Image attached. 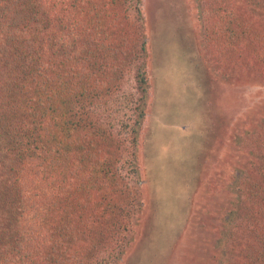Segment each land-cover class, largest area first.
Returning <instances> with one entry per match:
<instances>
[{"label":"rangeland","instance_id":"rangeland-1","mask_svg":"<svg viewBox=\"0 0 264 264\" xmlns=\"http://www.w3.org/2000/svg\"><path fill=\"white\" fill-rule=\"evenodd\" d=\"M120 1L119 19L113 20L112 27L117 32L123 23L126 45L114 35L115 49L124 51L109 59L110 64L120 66L118 71L107 72L116 82L98 95L97 104H76L74 112L111 135L109 144L120 158L113 170L119 175L122 194L117 196L121 200L117 197L116 212L111 207L101 209L106 202L95 206L98 216L92 218L99 224H104L103 215L117 213V219L109 222L114 230L108 231L102 245L90 251L88 243L95 240V234L87 232L94 238L86 247L81 242L83 252L78 258L72 259L71 253L69 258L72 264H217L218 220L211 219L217 224L210 229L201 222L220 208H233L243 197L238 189L241 184L236 183L243 167L249 186L264 187L260 180L264 141L255 150L244 147L241 157L231 145L240 129L252 128L264 138V67L260 66L264 60L247 53L244 63H235L233 32L216 39L211 28L216 27L214 21L229 20L233 13L234 21L241 23L239 30L264 31V2ZM143 71L150 88L134 160L131 129L136 100H129L139 95L136 78ZM127 101L129 106L121 107ZM250 159L251 165L244 162ZM186 168L195 174H177ZM254 206L264 207V201ZM235 230L238 235L231 234L228 248L239 245L236 252L250 249L251 229Z\"/></svg>","mask_w":264,"mask_h":264},{"label":"trees","instance_id":"trees-1","mask_svg":"<svg viewBox=\"0 0 264 264\" xmlns=\"http://www.w3.org/2000/svg\"><path fill=\"white\" fill-rule=\"evenodd\" d=\"M120 6V0H0V264H72L83 252L81 242L86 247L94 238L87 232L95 234L88 243L92 251L114 230L109 222L117 219V195L122 192L113 168L120 158L106 129L74 110L79 103L97 104L98 95L116 82L107 72L119 69L109 59L124 51L115 49L114 35L126 45L123 23L117 32L112 27ZM229 17L214 21L211 29L216 39L233 32L237 47L232 60L242 64L247 53L264 60V31L239 30L241 23L234 21L233 13ZM136 81L139 95L130 94L134 98L129 100H136L134 160L150 88L146 71L139 72ZM261 141V133L240 129L231 145L241 157L244 147L255 150ZM244 162L251 165L253 160ZM260 168L263 182L264 166ZM134 169L137 172L136 165ZM244 171L236 175L243 197L233 208H220L201 222L210 229L217 224L211 219L218 220L217 264H264V207L254 206L264 201V187L249 186ZM180 172L195 174L190 168ZM112 199L115 203H109ZM104 202L101 209L115 212L103 215L104 224H99L92 216H98L95 206ZM235 227L241 232L251 229L247 251L226 245L231 234L238 235Z\"/></svg>","mask_w":264,"mask_h":264}]
</instances>
